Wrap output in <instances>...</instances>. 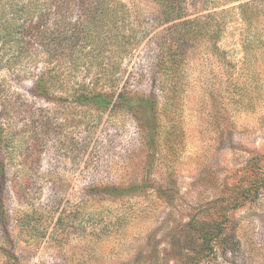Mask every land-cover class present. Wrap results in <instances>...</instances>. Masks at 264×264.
I'll return each mask as SVG.
<instances>
[{
    "label": "rangeland",
    "instance_id": "rangeland-1",
    "mask_svg": "<svg viewBox=\"0 0 264 264\" xmlns=\"http://www.w3.org/2000/svg\"><path fill=\"white\" fill-rule=\"evenodd\" d=\"M107 1L0 59V264H264V0H187L216 49L163 65L157 1Z\"/></svg>",
    "mask_w": 264,
    "mask_h": 264
},
{
    "label": "trees",
    "instance_id": "trees-1",
    "mask_svg": "<svg viewBox=\"0 0 264 264\" xmlns=\"http://www.w3.org/2000/svg\"><path fill=\"white\" fill-rule=\"evenodd\" d=\"M74 0H0V59L4 56L6 62L18 63L20 59H29L34 55V49L29 47L33 42H37L40 48L49 52L53 41V27L49 26V18L47 15L53 10V13L58 14L62 4ZM82 3V12L88 18L107 16L112 9L108 6L107 0H80ZM158 6L155 8L156 13H160L163 22L170 23L166 27V33L161 38L160 45V60L161 65L166 61L175 62L178 59L185 57L187 51L200 43H210L209 49H216L215 42L218 34L222 31L221 25L224 24L216 17L213 23L214 28L210 31L211 22L207 20L209 13L197 14L192 16L187 12L186 6L189 4L187 0H155ZM90 2V3H89ZM52 5H54L52 7ZM243 4L239 3L238 7ZM121 7V6H120ZM53 8V9H52ZM66 9L68 7L66 6ZM215 15V13H213ZM243 21L250 24V14H242ZM58 18L54 21L56 25ZM85 25V24H84ZM83 25V26H84ZM123 26V25H122ZM94 25L89 23L85 28L84 37L89 36V31ZM248 35V34H247ZM246 35V38H249ZM206 38V39H205ZM244 49L253 48L255 38L250 37L244 40ZM3 57V58H4ZM34 58V57H33ZM43 76H37L33 81V91L39 94V91H46V83ZM49 87V86H48ZM38 91V92H37ZM100 95H94L99 97ZM87 97L84 96V99ZM91 100V99H85ZM105 105L110 103V98L106 99ZM105 100V101H106ZM5 106V102H2ZM2 131L0 130V148H2ZM1 154V151H0ZM208 238V237H207ZM209 240V239H207Z\"/></svg>",
    "mask_w": 264,
    "mask_h": 264
}]
</instances>
